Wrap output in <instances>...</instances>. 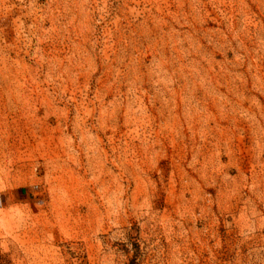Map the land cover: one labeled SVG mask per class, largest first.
I'll return each mask as SVG.
<instances>
[{
	"label": "rangeland",
	"instance_id": "obj_1",
	"mask_svg": "<svg viewBox=\"0 0 264 264\" xmlns=\"http://www.w3.org/2000/svg\"><path fill=\"white\" fill-rule=\"evenodd\" d=\"M264 264V0H0V263Z\"/></svg>",
	"mask_w": 264,
	"mask_h": 264
},
{
	"label": "crops",
	"instance_id": "obj_2",
	"mask_svg": "<svg viewBox=\"0 0 264 264\" xmlns=\"http://www.w3.org/2000/svg\"><path fill=\"white\" fill-rule=\"evenodd\" d=\"M0 264H4L3 262H1Z\"/></svg>",
	"mask_w": 264,
	"mask_h": 264
}]
</instances>
